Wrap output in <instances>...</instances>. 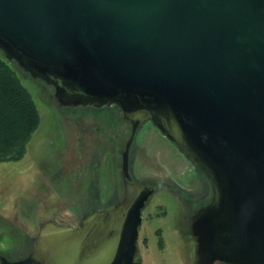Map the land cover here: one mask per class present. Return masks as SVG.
I'll use <instances>...</instances> for the list:
<instances>
[{"label":"water","instance_id":"water-1","mask_svg":"<svg viewBox=\"0 0 264 264\" xmlns=\"http://www.w3.org/2000/svg\"><path fill=\"white\" fill-rule=\"evenodd\" d=\"M0 50L62 106L117 105L151 122L209 181L189 219L195 264H264V0H0ZM126 193L77 225L37 219L30 253L0 264H141ZM120 145V144H119Z\"/></svg>","mask_w":264,"mask_h":264},{"label":"rangeland","instance_id":"rangeland-1","mask_svg":"<svg viewBox=\"0 0 264 264\" xmlns=\"http://www.w3.org/2000/svg\"><path fill=\"white\" fill-rule=\"evenodd\" d=\"M0 56L4 57L1 50ZM7 61L30 92L40 116L39 126L27 144L24 157L17 162L0 163V253L7 259H13L27 252L28 237L37 233L35 222L25 217L30 207L32 214L39 220L52 217L54 222L58 223L62 219L61 222L66 224L78 216L75 183L56 185L49 182L40 186L34 177L37 167L45 164L51 172L58 170L62 164H68L75 171L80 152L76 150L80 145L76 144L75 136L79 138L83 130V116L76 111L91 113L93 110L59 108L51 86H45L43 81L32 78L13 61ZM135 143L145 147L147 155L134 162L136 176L163 178L169 175L180 184L199 185L201 175L195 167L171 143L157 134L150 124L140 129ZM186 213L187 209L177 199L155 191L143 210L145 217L139 240L145 237L146 245L138 246L141 264L187 263L186 254L178 250L182 239L176 231ZM16 224L25 227L26 235L20 232Z\"/></svg>","mask_w":264,"mask_h":264},{"label":"flooded vegetation","instance_id":"flooded-vegetation-1","mask_svg":"<svg viewBox=\"0 0 264 264\" xmlns=\"http://www.w3.org/2000/svg\"><path fill=\"white\" fill-rule=\"evenodd\" d=\"M76 107L83 109L92 108L93 110L91 113H86L71 109L83 116V120H81L83 123L81 126V129H83L81 136L79 138L75 136L76 144L80 145L76 149L80 150L77 155V167L74 171L73 168H69L68 164L66 166L62 164L58 170L53 172L51 170L48 171L46 164L37 167L35 171L37 174L34 179L38 185H46L49 182H54L56 185H74L75 183L78 194V216L68 223L78 224L82 216L92 211L103 213L112 210L124 198L126 193L123 171V149L130 140L127 151V172L137 186L147 185L154 188L141 209L142 220L139 231L145 217L143 210L155 191H161L177 199L187 209V213L183 214L182 221L179 223L178 228H176L177 233L182 239V243L178 244L177 247L180 253L186 254V264H195V241L190 234L189 219L200 207L206 205L211 200L212 189L206 177L195 168L201 175L199 176V185L196 186L193 184H180L169 175L163 178L136 176L133 167L134 162L147 157L145 147L135 143L136 135L145 124H150L157 134L166 139L174 147L175 145L149 121L139 124L133 131L132 122L124 117L122 110L115 104L102 106L59 105V108ZM177 152L181 154L178 150ZM101 154H103V157ZM61 221L63 220L59 219L57 222L63 224ZM16 225L21 233H27L24 226ZM139 239L140 237L138 238V246H145L146 238L142 237L141 240ZM31 248L28 252L13 260L26 257L30 253ZM136 260L141 261L139 254L136 256ZM214 264L225 263L216 261Z\"/></svg>","mask_w":264,"mask_h":264},{"label":"trees","instance_id":"trees-1","mask_svg":"<svg viewBox=\"0 0 264 264\" xmlns=\"http://www.w3.org/2000/svg\"><path fill=\"white\" fill-rule=\"evenodd\" d=\"M39 123L30 92L10 62L0 56V163L17 162L24 157Z\"/></svg>","mask_w":264,"mask_h":264}]
</instances>
